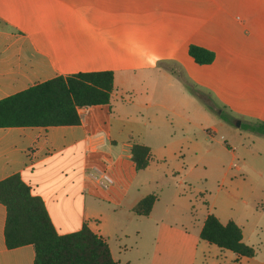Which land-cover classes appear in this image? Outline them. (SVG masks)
Returning a JSON list of instances; mask_svg holds the SVG:
<instances>
[{
    "label": "crops",
    "instance_id": "0c3cea01",
    "mask_svg": "<svg viewBox=\"0 0 264 264\" xmlns=\"http://www.w3.org/2000/svg\"><path fill=\"white\" fill-rule=\"evenodd\" d=\"M191 45L213 51V63L197 64ZM101 71L114 72L111 102L80 109L79 125L0 128V180L20 174L59 234L87 223L118 264L116 254L129 264L138 244L129 238L152 213L134 212L145 196L133 192L143 170L131 154L143 144L153 157L148 124L154 134L184 128L187 112L205 120L209 106L235 123L264 121V0H0V100L58 76ZM96 172L112 185L100 186ZM6 218L0 202V264H34L33 245L7 247ZM216 257L264 264L257 253L218 248Z\"/></svg>",
    "mask_w": 264,
    "mask_h": 264
},
{
    "label": "rangeland",
    "instance_id": "374dc122",
    "mask_svg": "<svg viewBox=\"0 0 264 264\" xmlns=\"http://www.w3.org/2000/svg\"><path fill=\"white\" fill-rule=\"evenodd\" d=\"M193 110L185 114L191 122L184 128L175 124L154 134L156 127L147 126L153 157L133 192L158 200L141 219L139 237L129 238L138 243L127 255L129 264H216L218 247L200 238L208 214L242 225L246 242L264 258V136L242 128L243 121L239 127L228 122L215 107H208L205 120ZM127 214L122 209L124 223Z\"/></svg>",
    "mask_w": 264,
    "mask_h": 264
},
{
    "label": "trees",
    "instance_id": "16d2710c",
    "mask_svg": "<svg viewBox=\"0 0 264 264\" xmlns=\"http://www.w3.org/2000/svg\"><path fill=\"white\" fill-rule=\"evenodd\" d=\"M189 54L200 65L215 60L213 51L197 45L189 47ZM114 91L112 71L58 76L1 99L0 128L79 125L80 109L109 104ZM241 127L264 136V121L242 122ZM131 154L138 171L148 167L152 157L148 146L135 144ZM157 199L156 194L146 195L134 207V212L138 216H148ZM0 202L7 209V247L33 245L34 264H118L107 241L87 223L79 231L59 234L43 199L33 194L20 174L0 180ZM200 238L240 257L256 255L255 248L243 241L242 227L234 220L222 223L216 215L209 214Z\"/></svg>",
    "mask_w": 264,
    "mask_h": 264
},
{
    "label": "built area",
    "instance_id": "2783aa9c",
    "mask_svg": "<svg viewBox=\"0 0 264 264\" xmlns=\"http://www.w3.org/2000/svg\"><path fill=\"white\" fill-rule=\"evenodd\" d=\"M91 177L103 188H108L113 183V180L106 172L92 173Z\"/></svg>",
    "mask_w": 264,
    "mask_h": 264
},
{
    "label": "water",
    "instance_id": "95a60500",
    "mask_svg": "<svg viewBox=\"0 0 264 264\" xmlns=\"http://www.w3.org/2000/svg\"><path fill=\"white\" fill-rule=\"evenodd\" d=\"M241 124L240 120H237L236 125L239 127Z\"/></svg>",
    "mask_w": 264,
    "mask_h": 264
}]
</instances>
